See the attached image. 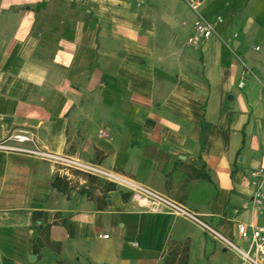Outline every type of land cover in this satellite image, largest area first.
Returning a JSON list of instances; mask_svg holds the SVG:
<instances>
[{
  "label": "crops",
  "instance_id": "1",
  "mask_svg": "<svg viewBox=\"0 0 264 264\" xmlns=\"http://www.w3.org/2000/svg\"><path fill=\"white\" fill-rule=\"evenodd\" d=\"M189 2L0 0V141L30 131L247 248L237 223L264 226V0ZM198 14L223 18L199 47ZM0 264L245 263L120 183L0 151Z\"/></svg>",
  "mask_w": 264,
  "mask_h": 264
},
{
  "label": "built area",
  "instance_id": "2",
  "mask_svg": "<svg viewBox=\"0 0 264 264\" xmlns=\"http://www.w3.org/2000/svg\"><path fill=\"white\" fill-rule=\"evenodd\" d=\"M203 1L190 0L189 4L194 11L198 12L199 6ZM222 22V17L209 20L201 14H198L194 21L193 34L188 40L189 44L197 47L201 46L216 33L217 26ZM255 49L259 50L260 47L257 46ZM242 85L243 82L240 83V86ZM26 144H29V147L25 146ZM0 151L33 155L54 163L60 170L66 173L77 172L120 183L129 188L133 193V197L143 202L151 211L172 213L197 224L211 238L226 248L238 253L245 264H264V226L248 225L244 222L237 223L236 230L239 238L243 242L248 243V247L245 248L237 244L233 239L226 236L184 204L119 174L104 170L98 165L90 164L68 155L56 154L44 150L38 143L35 134L27 130L13 132L4 140H1ZM251 176L254 178L252 184L255 187L254 207L258 212H261L264 209V169L259 168L252 171ZM104 237L107 238L108 235Z\"/></svg>",
  "mask_w": 264,
  "mask_h": 264
}]
</instances>
